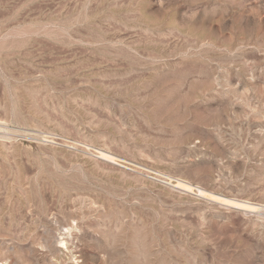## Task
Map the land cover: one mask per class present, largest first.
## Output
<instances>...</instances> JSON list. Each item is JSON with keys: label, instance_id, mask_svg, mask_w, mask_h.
Here are the masks:
<instances>
[{"label": "rangeland", "instance_id": "obj_1", "mask_svg": "<svg viewBox=\"0 0 264 264\" xmlns=\"http://www.w3.org/2000/svg\"><path fill=\"white\" fill-rule=\"evenodd\" d=\"M0 264H264V0H0Z\"/></svg>", "mask_w": 264, "mask_h": 264}]
</instances>
